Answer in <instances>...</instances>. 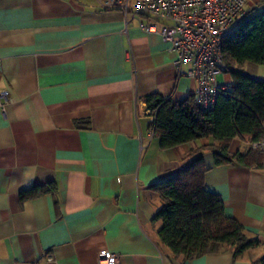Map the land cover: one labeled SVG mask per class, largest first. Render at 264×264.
<instances>
[{
  "label": "crops",
  "instance_id": "crops-1",
  "mask_svg": "<svg viewBox=\"0 0 264 264\" xmlns=\"http://www.w3.org/2000/svg\"><path fill=\"white\" fill-rule=\"evenodd\" d=\"M101 3L0 0V91L12 97L0 108V264H103L104 252L120 264H261L264 160L214 164L211 135L162 146L145 96L178 101L196 82L160 34ZM263 8L247 2L248 14ZM239 68L264 80L262 63ZM220 71L217 83L231 82ZM196 155L206 189L257 246L184 257L161 244L154 184Z\"/></svg>",
  "mask_w": 264,
  "mask_h": 264
},
{
  "label": "trees",
  "instance_id": "trees-1",
  "mask_svg": "<svg viewBox=\"0 0 264 264\" xmlns=\"http://www.w3.org/2000/svg\"><path fill=\"white\" fill-rule=\"evenodd\" d=\"M221 51V69L229 73L232 89L217 93L208 110L197 106L194 93L178 101L147 94L153 131L160 136L162 146L211 135L220 141L212 147L214 164L231 160L260 164L264 151L245 146L231 152L228 147L236 135L264 137V80L239 68L245 61L264 64V8L251 11L226 31ZM207 168L202 156L196 155L154 184L160 200L154 216L160 220L159 241L175 255L190 257L226 249L237 254L259 244L223 212L218 195L206 189L203 179ZM256 261L264 264V252Z\"/></svg>",
  "mask_w": 264,
  "mask_h": 264
},
{
  "label": "built area",
  "instance_id": "built-area-1",
  "mask_svg": "<svg viewBox=\"0 0 264 264\" xmlns=\"http://www.w3.org/2000/svg\"><path fill=\"white\" fill-rule=\"evenodd\" d=\"M248 0H102L106 9H119L125 22L136 18L138 27L157 32L175 51L174 65L196 82L194 96L202 110L211 108L217 93L232 89L231 82L221 84L216 74L222 65L223 35L244 19ZM12 97L0 91V108ZM254 151H264V137L249 140ZM51 257H47L49 260ZM103 264H120L115 252L99 256Z\"/></svg>",
  "mask_w": 264,
  "mask_h": 264
},
{
  "label": "rangeland",
  "instance_id": "rangeland-1",
  "mask_svg": "<svg viewBox=\"0 0 264 264\" xmlns=\"http://www.w3.org/2000/svg\"><path fill=\"white\" fill-rule=\"evenodd\" d=\"M216 80H218V82H220L222 80V73L221 71H219L217 74H216Z\"/></svg>",
  "mask_w": 264,
  "mask_h": 264
}]
</instances>
